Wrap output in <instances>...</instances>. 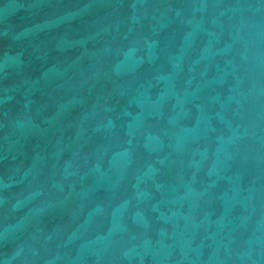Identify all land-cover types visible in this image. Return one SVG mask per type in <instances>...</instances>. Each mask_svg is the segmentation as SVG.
<instances>
[{
  "label": "water",
  "instance_id": "obj_1",
  "mask_svg": "<svg viewBox=\"0 0 264 264\" xmlns=\"http://www.w3.org/2000/svg\"><path fill=\"white\" fill-rule=\"evenodd\" d=\"M0 264H264V0H0Z\"/></svg>",
  "mask_w": 264,
  "mask_h": 264
}]
</instances>
